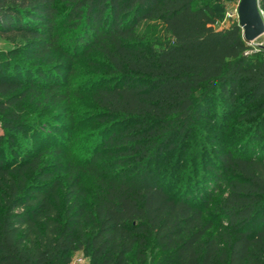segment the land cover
Here are the masks:
<instances>
[{
    "label": "trees",
    "instance_id": "obj_1",
    "mask_svg": "<svg viewBox=\"0 0 264 264\" xmlns=\"http://www.w3.org/2000/svg\"><path fill=\"white\" fill-rule=\"evenodd\" d=\"M208 1L221 0H0V33L49 64L0 53V264H264V53L195 7ZM93 53L107 61L91 106L109 136L75 168L60 149L6 161L4 138L73 140L76 123L42 119L56 108L73 120L59 61ZM201 121L240 136L218 139L205 173L172 192L154 163L182 162Z\"/></svg>",
    "mask_w": 264,
    "mask_h": 264
},
{
    "label": "rangeland",
    "instance_id": "obj_2",
    "mask_svg": "<svg viewBox=\"0 0 264 264\" xmlns=\"http://www.w3.org/2000/svg\"><path fill=\"white\" fill-rule=\"evenodd\" d=\"M239 1L240 0H221L220 2H199L195 4V7H215V9L219 11V21L216 26L218 29H221L229 27L234 23H238L237 7ZM251 46L255 48L256 53H261V51L264 53V36L252 43ZM30 49V39H26L21 35H5L0 33V53L6 54L10 51L17 50L21 52L20 58L26 59L24 61L26 65L41 67H47L49 65L47 64L48 58L44 61H36L31 58V56L27 54L28 52H26ZM55 63H58L57 59L54 60L53 65ZM59 63H63L68 67L61 73V76L64 81L63 85H68V88L71 91V101L65 104L68 110L64 109V107L62 111L72 115L73 120H62L59 118L62 112L53 108L50 112H48L49 116L42 119V121L47 124L57 122L71 125L72 123H76V125H78L77 129L79 132L73 134V140L66 138L69 134H71L67 130L63 135H57L55 138H53L52 135H48L47 129L41 130L42 132L38 134L26 132L18 135V143H15L13 146H7V144L4 143V138V149L1 153L4 154L6 161L10 162L13 160L15 154L24 157L25 151L28 149L36 152L60 149L63 152L61 162L64 164V168L68 166H73L75 168L85 164L86 157H88L89 153L93 150L95 141H103L112 132L111 126H103L94 120V116L98 111L91 106L93 105L91 98L94 91L93 87H95V85H102L100 74L103 75L106 73L103 69L107 67V61L101 54L93 53L89 55L88 58L79 59L78 61H70L63 56ZM213 108L214 110L212 113L215 114H213L212 117H217L220 110L217 102H214ZM199 125L201 130L203 129L202 136L199 137L200 139L197 142L194 138L196 135L191 138L190 146L186 148V152L182 156V162H180L179 157L174 156L172 160L167 162V164H163L164 159L154 163L157 166H163L162 174L165 175L167 179L166 185L172 187V192L177 193L180 192V190L183 191L182 188L186 185L188 177L191 176V178H198L205 173L206 167L214 155L213 151L215 147L220 146L219 143H216L218 139L228 141L240 136V133L233 131V128H231L225 135L221 129L216 128L215 126H210L207 122L201 121L199 122ZM97 129H100L102 132H96ZM0 136H4V132L1 127ZM57 160V158H54L52 162L58 163ZM84 185L87 189H90L93 187V182L91 179H85ZM81 256L82 253H76L73 256V259L75 260Z\"/></svg>",
    "mask_w": 264,
    "mask_h": 264
},
{
    "label": "water",
    "instance_id": "obj_3",
    "mask_svg": "<svg viewBox=\"0 0 264 264\" xmlns=\"http://www.w3.org/2000/svg\"><path fill=\"white\" fill-rule=\"evenodd\" d=\"M237 16L246 43L252 44L264 36V15L260 9V0H240Z\"/></svg>",
    "mask_w": 264,
    "mask_h": 264
},
{
    "label": "built area",
    "instance_id": "obj_4",
    "mask_svg": "<svg viewBox=\"0 0 264 264\" xmlns=\"http://www.w3.org/2000/svg\"><path fill=\"white\" fill-rule=\"evenodd\" d=\"M87 263V259L84 258V256L82 255L81 257L77 258V259H73L71 264H86Z\"/></svg>",
    "mask_w": 264,
    "mask_h": 264
}]
</instances>
